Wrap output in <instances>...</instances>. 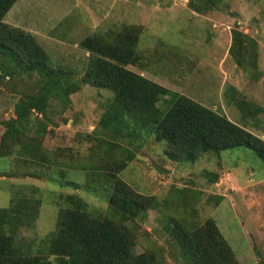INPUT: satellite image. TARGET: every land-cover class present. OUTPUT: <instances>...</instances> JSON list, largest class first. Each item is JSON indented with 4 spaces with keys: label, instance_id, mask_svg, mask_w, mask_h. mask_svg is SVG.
Returning <instances> with one entry per match:
<instances>
[{
    "label": "rangeland",
    "instance_id": "374dc122",
    "mask_svg": "<svg viewBox=\"0 0 264 264\" xmlns=\"http://www.w3.org/2000/svg\"><path fill=\"white\" fill-rule=\"evenodd\" d=\"M191 1L18 0L5 16V23L33 35L47 52L53 79L67 90L77 88L68 100L54 89L57 97L48 101L45 115L31 111L16 122L19 99L43 93L50 78L24 64L0 78V208H20L28 219L5 228L30 255L47 256L49 236L68 207L63 196L80 197L94 218L110 215V166L123 155L113 139L98 132L113 94L85 81L91 64L80 42L86 37L102 35L112 43L111 32L145 28L137 42L144 55L127 69L225 114L255 135L264 133V118L243 117L256 109L253 103L262 106L256 110L264 117V0H215L210 10H193ZM235 33L240 41L250 38L236 54L230 51L232 41L236 50ZM241 100L251 102L243 112L236 105ZM165 101L158 103L162 110ZM135 142L142 147L117 174L152 199L134 222L127 221L135 255L148 253L156 264H191L178 242L180 229L212 218L231 234L236 264H264V165L251 150L204 154L189 164L169 160L167 145L152 135ZM127 143L125 138L122 144ZM53 258L48 257L54 264Z\"/></svg>",
    "mask_w": 264,
    "mask_h": 264
},
{
    "label": "trees",
    "instance_id": "16d2710c",
    "mask_svg": "<svg viewBox=\"0 0 264 264\" xmlns=\"http://www.w3.org/2000/svg\"><path fill=\"white\" fill-rule=\"evenodd\" d=\"M17 1L0 0V78L11 75L13 69H20L24 64L31 71L43 73L45 79L49 76L50 81L43 93L24 95L19 99L14 108L16 122L31 111L45 115L48 101L55 96L51 93L54 89L64 92L66 100L70 93L77 90L74 86L67 90V86L62 87L53 79L56 74L49 67L50 58L33 35L5 23V16ZM214 5L215 0L191 1L193 10L201 6L210 10ZM144 31L143 27L130 25L121 31L111 32L112 43H107L102 35L88 36L80 42L91 64L90 76L85 81L92 86L109 89L113 94L97 127L101 135L114 140L111 143L123 155L110 166L109 217L94 218L80 197L73 194L63 196L62 200L68 207L59 213L57 232L49 236L47 256H42L30 255L29 249L24 250V245L18 243L12 229L5 228L6 225H15L16 221L21 223L28 220L22 217V210L16 207L0 208V264H53L49 256L54 257V264H156L154 257L148 253H133L134 232L127 223L134 222L136 215L145 212L152 205V199L117 178L118 172L135 155L134 149L142 147L143 144H137L135 138L143 134L152 135L156 141L166 144L165 155L171 161L191 164L204 154L219 155L223 151L244 147L251 150L264 165V139L234 123L225 114H219L184 94L172 92L164 85L126 68L140 62V57L144 55L137 49L138 37ZM241 37L240 41L237 33L234 37L232 35L237 44L236 50L232 49L233 41L230 46L234 54L240 53L242 46L250 40L246 35ZM3 56L11 59L15 65L5 63ZM234 92L229 96L235 102ZM161 99L166 100L165 110L158 105ZM249 102L238 101L237 108L243 112L242 109L248 108ZM253 105L257 110L262 108L260 104ZM256 109L243 112V117L261 114ZM125 138L128 140L127 146L122 144ZM14 139L16 136H12ZM217 180L215 176L211 182ZM106 181L109 182L108 179ZM188 226L180 229L178 242L191 264H236L234 249L214 219L208 218L201 224L188 223Z\"/></svg>",
    "mask_w": 264,
    "mask_h": 264
},
{
    "label": "crops",
    "instance_id": "0c3cea01",
    "mask_svg": "<svg viewBox=\"0 0 264 264\" xmlns=\"http://www.w3.org/2000/svg\"><path fill=\"white\" fill-rule=\"evenodd\" d=\"M87 56H88V53H87ZM262 92V91H261ZM263 115L262 114H257L256 116H252V117H249V119L251 120V121H262L263 120ZM243 127H245V126H243ZM246 129H248L247 127H245ZM257 136L258 137H260V138H264V133H262V134H257ZM220 230H221V232L223 233V235L227 238V240H228V236H230L231 234H228L227 233V229L226 230H223V229H221L220 228Z\"/></svg>",
    "mask_w": 264,
    "mask_h": 264
}]
</instances>
